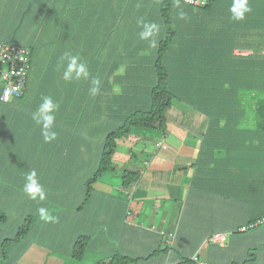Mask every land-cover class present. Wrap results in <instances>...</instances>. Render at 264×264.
I'll return each instance as SVG.
<instances>
[{
    "label": "trees",
    "instance_id": "16d2710c",
    "mask_svg": "<svg viewBox=\"0 0 264 264\" xmlns=\"http://www.w3.org/2000/svg\"><path fill=\"white\" fill-rule=\"evenodd\" d=\"M42 1L47 10L40 6ZM70 1L8 0L3 4L9 15L0 11V43L9 40L31 49L22 93L3 101L4 87L0 84V251L5 250L4 244H7L8 252L14 257L12 260L8 257V262L14 264L21 261L34 242L43 243L50 238V243L44 244L50 252L64 249L62 252L81 260L88 251H98L104 255L103 259L93 264H132L143 257L125 254L116 246L102 245L107 237L118 238L111 230V237L101 234L107 232L106 226L97 233L101 236L76 234L72 244L67 246L65 237L58 231L44 235L39 221L30 215L14 226L5 209L10 208L14 213L17 205L33 211L43 206L51 214L75 218L73 223H76L99 177L107 181L112 171V175L120 176L123 187L133 182L136 171L119 170L114 165V154L124 143L122 138L134 127L145 132L148 129L166 131L167 110L174 99L183 96L194 111L211 119V128L201 138L193 165L202 169L208 157L220 156L221 151L227 153L226 144L238 142L237 133L253 132L254 136L256 133L262 136L264 11L261 7L264 0H249L253 11L241 22L231 19L232 0H209L205 5L182 0H101L99 3L97 0L98 6L92 0V4L83 6L74 3V11L72 5H68ZM177 2L187 13L185 20L177 16ZM141 17L160 25L157 48H150L139 39L141 29L137 20ZM221 19L226 20L217 22ZM210 22H216L219 27L211 29L207 26ZM23 23L30 33L22 29ZM251 29L260 31L257 35L261 36L247 38L252 42L243 49L252 50V54L233 55L234 35L237 31ZM43 31L48 34L43 35ZM72 32L74 37L67 42L63 36ZM243 34L247 37L249 33ZM4 35L9 37L4 38ZM38 46L43 48L42 57ZM48 51L50 60L46 63L44 58ZM68 51L79 54L88 64L91 75L101 79L98 96L89 94L90 79L72 83L62 79L58 64ZM85 53L89 58L84 57ZM42 96H51L60 105L54 129L58 137L51 143L43 141L40 129L31 119ZM252 118L253 121H249ZM242 120L246 122L241 130L235 124ZM226 132L228 134L220 138V134ZM31 169L37 171L39 179L53 180V171L61 176L56 177L60 187L54 188V195L45 187L49 191L45 201H33L23 194L20 181L24 184V174ZM106 172L109 174H104ZM80 183L86 186L85 197L80 201L76 197L67 200V188L77 192ZM60 205L62 207L56 210ZM263 217L252 222H260L255 226L264 224ZM62 223L64 220L54 224L61 228ZM249 228L243 225L237 231L243 233ZM162 234L166 240L165 248L160 251H172L166 244V241L170 243L169 236ZM253 250V253L248 252V257L232 264L255 260ZM183 256L171 264H201L197 255Z\"/></svg>",
    "mask_w": 264,
    "mask_h": 264
},
{
    "label": "crops",
    "instance_id": "0c3cea01",
    "mask_svg": "<svg viewBox=\"0 0 264 264\" xmlns=\"http://www.w3.org/2000/svg\"><path fill=\"white\" fill-rule=\"evenodd\" d=\"M4 1L0 0V11ZM74 1L82 6L92 4V0ZM93 2L97 4V0ZM261 9L264 11V5ZM223 20L226 19L217 22ZM207 26L219 27L216 22ZM237 32L233 39V55L252 54V50L243 48L252 42L248 37L258 38L260 31ZM243 33L249 34L246 37ZM195 112L189 117L190 124L174 131L153 129L156 131L150 133L149 129L145 132L134 127L136 143L132 141L130 148L123 143L114 159L117 169L136 171L133 182L123 187L119 175L111 174L107 181L99 178L93 184L89 201L77 215L76 223H73L75 218L60 214L63 227L57 228L54 223L39 219L40 230L46 234L58 231L65 237L67 246L69 241L73 242L74 235L83 231L92 237L101 234L111 237V230L118 238L110 240L106 236L102 245L116 246L125 254L143 257L136 264H171L179 261L180 255H197L201 264H232V261L248 257L251 249H255L256 258L247 264H264V247H261L264 245V224L255 226L260 223L257 222L250 226V222L264 216V134H235L238 142L226 144L228 154L221 151L220 156L208 157L201 169L193 162L197 159L201 138L211 128V119L203 114L197 116ZM244 122L235 126L242 130ZM193 125H202L201 133L194 130ZM227 134H220V138ZM131 136L128 134L124 138L131 139ZM231 145L233 148L229 149ZM132 149L134 153L130 152ZM67 189V200L76 197L80 201L85 197L82 189L77 192ZM65 201L64 204H71ZM243 225L251 228L238 232ZM105 226L107 232L97 234ZM161 232L169 236L170 243L166 241V244L172 251H160L165 248L166 240ZM215 234L224 235V239L210 240ZM30 259L32 257L25 255L19 263L28 264ZM47 263H52L48 254L41 264Z\"/></svg>",
    "mask_w": 264,
    "mask_h": 264
},
{
    "label": "clouds",
    "instance_id": "9594fccd",
    "mask_svg": "<svg viewBox=\"0 0 264 264\" xmlns=\"http://www.w3.org/2000/svg\"><path fill=\"white\" fill-rule=\"evenodd\" d=\"M176 7L179 9L177 12L178 18L180 20H185L187 18V13L180 6L179 2H177ZM252 11L253 9L249 6V0H232L229 7L231 19L236 22L245 20L247 14ZM137 25L141 29L138 33L139 39L146 42L150 48H157L159 43L158 36L161 31L160 25L156 22L147 21L143 17L137 20ZM58 70H61L62 79L66 83L90 79L91 86L89 88V94L92 97H96L101 93V79L91 75L88 64L82 60L79 54H72L70 51L65 52L60 57ZM59 108V103L54 101L51 96H42L41 103H39L35 111L31 113V119L40 129L45 143H51L58 137V133L54 129L56 127V113L59 111ZM22 191L28 199L33 201H45L48 196L35 169H31L24 174ZM37 213L41 221L45 223H57L59 220L57 215L51 214L49 210L43 206L37 208Z\"/></svg>",
    "mask_w": 264,
    "mask_h": 264
},
{
    "label": "rangeland",
    "instance_id": "374dc122",
    "mask_svg": "<svg viewBox=\"0 0 264 264\" xmlns=\"http://www.w3.org/2000/svg\"><path fill=\"white\" fill-rule=\"evenodd\" d=\"M6 1L7 0H5V3H6ZM42 2H43V4H41L42 9H43V7H45L46 10H47L46 4L44 3V1H42ZM74 2H75L74 0H71L68 5H72V4H74ZM5 7H6V5H3V11H2V13L6 16L8 14V11H6V8ZM55 7H56L55 9H58L57 5ZM68 10H70V9H68ZM71 16H72V14L69 15V16H67V17L70 18ZM12 17H13V14H12ZM21 26H22V29L24 31L29 32V30L25 27V24L24 23L21 24ZM42 33H43V35H45V34L47 35L48 34L46 31H43ZM73 33L74 32L69 33V34H66V35L63 36L66 39L67 42L71 38L74 37ZM17 34H19V33H17ZM7 37H9V36H5L4 35V38H7ZM18 37H19V35H17V38ZM3 42H11V43H14L13 41H9V40L3 41ZM72 42L73 41H71V43ZM42 49L43 48L41 46H38L37 51H38V54L41 55V57H42V52H43ZM84 57L85 58H89V57L86 56V53H85ZM44 60H45L46 63H48V61L50 60L49 51L46 53ZM83 61H85V60L83 59ZM166 63L168 65L171 64V62L169 61V59L166 60ZM178 86L180 87L179 84H178ZM178 86L176 87V89L180 93ZM260 94L264 95V90L260 89ZM180 96H181V94H180ZM193 112H194L193 107H192L191 103L187 100V97L185 98V96H183L180 99H174L171 107L167 110V114H166V116H167V127L166 128L169 131H174V129L177 130L180 126H185V125L190 124L191 122L189 121V117H190V115H192ZM195 115L201 116L202 114H200V113H198L196 111L195 112ZM193 127H194V130H196L197 132L201 133V131H202L201 130L202 129V125H193ZM152 130L153 129H149V132L151 133ZM155 131L156 130H154L152 132H155ZM134 133L135 132H132L131 130L128 133L129 136L132 135L130 137L132 140L129 139V138H124V140H125L124 143H125V146L127 148H130L131 147L132 141H134V144L137 141L135 139L133 140V136L135 135ZM51 153H52V150H51L50 154ZM50 154H48V155L50 156ZM116 158H117V154L115 153L114 154V159H116ZM114 165H115V163H114ZM109 173L106 172L104 174L111 175L112 174V171H110ZM49 174L50 173H47V175H49ZM51 176H52V179L53 180L42 179V178L40 180H41V183L44 185V187L50 188L51 194L54 195L56 193V191L54 190V188H57L58 186L60 187V185L57 183V178L58 177H61V176H58V173L55 172V171L51 172ZM80 176H83V174L80 175ZM116 176H117V174H116ZM20 182H21V186L23 187L22 181H20ZM52 187H53V189H51ZM93 188H94V185H93ZM81 189L83 191V194H85V192H86V186H84V185H82L80 183L79 184V187H78V190H81ZM163 194L166 197L165 191H163ZM40 202H42V201H40ZM61 207H62V205L58 206L56 208V210L60 209ZM0 211H2L1 207H0ZM5 211L10 216V219L13 220V223L12 224L14 226H17V225L23 223V221L27 217L26 215H30L31 217H33L34 220H37V221H39V219H40L39 214L37 213V209H35L33 211L31 208L24 207V206L19 207V205H17L16 206V210L14 211V213H11V209L10 208L5 209ZM36 213H37V215H35ZM93 228H95V227H93ZM83 233H84V231H83ZM43 234L45 235L46 233H43ZM42 242L43 243L34 242V244H32V246H30L29 249L27 250L28 253L24 254V256L25 255H28V257H32V259H30L27 262L28 264H35V263H33L32 260H35L36 264H41L42 261L45 260V255H47V254H48V259L52 262V263H47V264H93L94 262H97L98 260L103 259V256H104V255L101 256L98 251H88L87 254L81 260H78V259H75L74 257H72L70 254H67L66 252H62L64 249L62 251H59L58 250V251H55V252H50V248L47 245H44V244L50 243V238L45 239ZM71 243H72V240L68 242V246H70ZM32 247L35 248L34 251L31 250ZM4 248H6L5 250H7V251H5V250H1L0 251V264H11L12 261H9L8 262V257L10 258V256H11V254L8 252L9 246H7V244H4ZM3 251L5 252L6 256H4ZM250 252L253 253L254 250L252 249ZM34 256H35V259H34ZM13 258L14 257L11 256V260ZM14 264H24V262L23 261L21 263H19V262L16 263L15 262ZM132 264H136V263H132Z\"/></svg>",
    "mask_w": 264,
    "mask_h": 264
},
{
    "label": "built area",
    "instance_id": "2783aa9c",
    "mask_svg": "<svg viewBox=\"0 0 264 264\" xmlns=\"http://www.w3.org/2000/svg\"><path fill=\"white\" fill-rule=\"evenodd\" d=\"M184 2L205 5L209 0H182ZM31 49L29 46L0 43V84L4 87L1 99L8 101L22 93L30 66ZM264 222V217L262 219ZM251 223L250 226H253ZM244 228V227H243ZM224 239V235H212L210 240Z\"/></svg>",
    "mask_w": 264,
    "mask_h": 264
}]
</instances>
